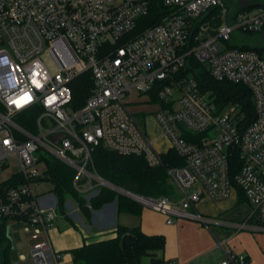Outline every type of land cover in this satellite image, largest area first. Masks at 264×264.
I'll return each instance as SVG.
<instances>
[{
    "label": "built area",
    "instance_id": "built-area-1",
    "mask_svg": "<svg viewBox=\"0 0 264 264\" xmlns=\"http://www.w3.org/2000/svg\"><path fill=\"white\" fill-rule=\"evenodd\" d=\"M150 1L0 0V219L10 229L11 222H23L38 240L31 247L34 264H62L64 256L50 235L58 197L39 188L50 181L48 158L75 170L74 187L88 200L101 186L124 189L142 206L165 213L168 224L177 217L205 220L193 206L205 196L224 200L238 187L264 226V56L241 46L246 35L264 30V6L229 16L231 0H160L167 14L133 33ZM213 7L222 11L218 24L203 20ZM191 55L215 78L251 89V123L243 124L236 103L221 108L201 90ZM86 73L92 86L84 104L75 106L73 84ZM134 94L158 105L154 120L183 165L165 162L130 108ZM187 131L202 137L190 140ZM100 145L165 165L179 198L108 182L93 165L92 151ZM224 251L220 264H247L246 253Z\"/></svg>",
    "mask_w": 264,
    "mask_h": 264
},
{
    "label": "trees",
    "instance_id": "trees-1",
    "mask_svg": "<svg viewBox=\"0 0 264 264\" xmlns=\"http://www.w3.org/2000/svg\"><path fill=\"white\" fill-rule=\"evenodd\" d=\"M257 7V6H255ZM249 7L246 9H252ZM168 8L160 0L150 1V10L146 17L140 20L133 33H139L149 25L158 23L165 16ZM221 8L213 7L206 13L203 20L212 21L215 24L221 21ZM264 56V45L252 47ZM189 62L194 76L199 82L203 92H208L212 98L223 108L228 103H236L239 107L241 120L244 125L251 123L255 118L254 99L251 89L241 82L217 79L208 68L194 58L189 57ZM92 86V77L89 73L81 75L73 84L74 105L84 104ZM184 135L190 140L199 141L202 136L192 131ZM164 160L169 165H183L184 158L175 150L168 148L163 152ZM93 165L96 170L107 180L128 190L148 196H166L170 199L179 198L178 191L169 181L165 165L151 166L143 155L123 154L108 149L102 145L92 151ZM238 161V155L232 157V163ZM48 178L52 182L53 191L58 197L60 213H66V202L72 198L77 204L83 217L90 221L94 209H100L107 203L116 202L119 212L131 211L141 213L143 206L132 198L117 192L107 186H101L98 194L89 200L85 193L74 187L73 179L75 170L67 164L48 158ZM240 196L246 199L242 189L236 187ZM12 241L8 236V224L0 219V264H12L9 258V250ZM166 248V236L162 233H147L140 225L128 226L118 224L113 230V235L101 239L89 240L84 238L81 245L71 248L74 264H142L148 259L150 264H161L165 261L163 256Z\"/></svg>",
    "mask_w": 264,
    "mask_h": 264
},
{
    "label": "crops",
    "instance_id": "crops-1",
    "mask_svg": "<svg viewBox=\"0 0 264 264\" xmlns=\"http://www.w3.org/2000/svg\"><path fill=\"white\" fill-rule=\"evenodd\" d=\"M230 2L229 7L232 6ZM244 9L246 8L241 10ZM260 34L261 32L248 34L245 36V41L247 43L261 42L264 45V36L261 37ZM162 138L165 137L162 136L159 139ZM165 142L166 147L160 148L163 151L169 146L167 139ZM47 199L49 198H43L44 201ZM203 200L223 204H218L216 208L210 210L201 204ZM242 201L248 204L249 209V213L244 217L240 216L241 212L237 209ZM192 210H197L206 219L177 217L173 224H168L167 215L154 210L157 212L155 216L159 217L158 220L146 218L136 225H140L147 233H162L166 236V248L163 253L165 260L189 264H220L225 257L224 248L229 246L236 252L246 253L247 264H264V226L258 215L253 214L248 201L244 197L240 199L237 190H233L221 201L205 196L193 206ZM66 213L69 217L61 214L67 221L66 224H55L50 230L52 241L54 238L57 242V247L54 245L55 248L64 253L62 264H74L69 250L81 245L84 238L92 240L110 237L118 224H126V221L121 222L122 212L118 211L116 202L94 209L89 221L83 217L75 201L73 203L68 198ZM242 222H246L248 227L239 228L235 225ZM66 240L67 243H65ZM142 264H150V262L144 259Z\"/></svg>",
    "mask_w": 264,
    "mask_h": 264
},
{
    "label": "rangeland",
    "instance_id": "rangeland-1",
    "mask_svg": "<svg viewBox=\"0 0 264 264\" xmlns=\"http://www.w3.org/2000/svg\"><path fill=\"white\" fill-rule=\"evenodd\" d=\"M145 100H148L147 96L138 97L137 94H134L132 97V101L130 103V108L132 111H134L141 121V123L145 126L146 124V130L148 131V134L151 138L156 139L157 146L161 149H164L166 147L165 145V138L159 139L163 135L162 128L155 122L153 118V113L155 110H157L158 105L155 102H146ZM141 101V102H140ZM149 101V100H148ZM43 191L52 193L53 192V185L51 181H44L39 186ZM71 201L74 203V200L70 198ZM205 208L207 209H214L217 207L218 204H223L220 202H206L203 200L201 203ZM241 212L240 216L244 217L249 213L248 204L245 201H242L241 204L238 206V208ZM157 215V212L154 211V209L143 206L141 213H135L131 211H124L121 213V222H125V225L128 226H134L136 223H140L143 219L146 218H153L158 220L159 217L155 216ZM128 221V222H127ZM66 220L59 212L58 217L56 219V225L62 223V225L65 223ZM122 224V223H121ZM11 226V231L14 239L15 246L11 247L9 250V258L12 262V264H34L30 258H31V247L38 241L31 238L32 233L25 231L24 227L25 224L21 221H14L9 224ZM54 245L57 247V242H55L54 238ZM68 241L66 240L65 243ZM68 256H70L69 251H67ZM72 264V263H71Z\"/></svg>",
    "mask_w": 264,
    "mask_h": 264
},
{
    "label": "water",
    "instance_id": "water-1",
    "mask_svg": "<svg viewBox=\"0 0 264 264\" xmlns=\"http://www.w3.org/2000/svg\"><path fill=\"white\" fill-rule=\"evenodd\" d=\"M230 4L232 6L229 7V16H235L242 8H249V7H255V6H264V0H231ZM261 37L264 36V31L260 34ZM234 45H237L234 43ZM244 45H250L252 47H259L263 46L261 42L254 43L251 41L250 43L244 42L241 46ZM108 181V180H107ZM110 182V181H108ZM111 183V182H110ZM117 187L121 188V186L116 185ZM119 193L128 195V193L124 189H116ZM129 196V195H128ZM260 219V217H259ZM8 236L12 241V246H15L12 231L10 228H8Z\"/></svg>",
    "mask_w": 264,
    "mask_h": 264
},
{
    "label": "snow or ice",
    "instance_id": "snow-or-ice-1",
    "mask_svg": "<svg viewBox=\"0 0 264 264\" xmlns=\"http://www.w3.org/2000/svg\"><path fill=\"white\" fill-rule=\"evenodd\" d=\"M37 86H39L38 84H37ZM31 99V97L30 96H27L26 98H25V102H27V100H30ZM15 103V102H14ZM17 106H19V104H17Z\"/></svg>",
    "mask_w": 264,
    "mask_h": 264
}]
</instances>
